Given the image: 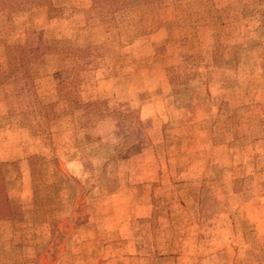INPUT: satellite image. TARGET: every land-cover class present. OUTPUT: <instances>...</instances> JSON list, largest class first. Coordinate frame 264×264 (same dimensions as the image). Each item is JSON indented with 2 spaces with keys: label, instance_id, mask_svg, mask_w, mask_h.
<instances>
[{
  "label": "rangeland",
  "instance_id": "1",
  "mask_svg": "<svg viewBox=\"0 0 264 264\" xmlns=\"http://www.w3.org/2000/svg\"><path fill=\"white\" fill-rule=\"evenodd\" d=\"M1 187L0 264H264V0H0Z\"/></svg>",
  "mask_w": 264,
  "mask_h": 264
},
{
  "label": "trees",
  "instance_id": "2",
  "mask_svg": "<svg viewBox=\"0 0 264 264\" xmlns=\"http://www.w3.org/2000/svg\"><path fill=\"white\" fill-rule=\"evenodd\" d=\"M1 190L0 191H2V187L0 188ZM2 196V194L0 193V197Z\"/></svg>",
  "mask_w": 264,
  "mask_h": 264
}]
</instances>
